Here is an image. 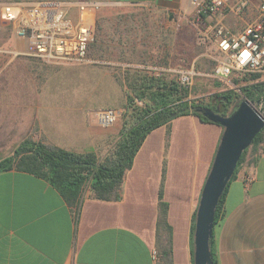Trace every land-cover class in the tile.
Returning a JSON list of instances; mask_svg holds the SVG:
<instances>
[{
  "label": "crops",
  "instance_id": "obj_1",
  "mask_svg": "<svg viewBox=\"0 0 264 264\" xmlns=\"http://www.w3.org/2000/svg\"><path fill=\"white\" fill-rule=\"evenodd\" d=\"M63 1L100 3L94 35L97 21L111 25L105 40L99 39L103 53L138 55L146 64L140 69L159 67L155 63L159 56L170 62L171 48L160 45V37L179 32L182 46H189L195 25L189 0H0V4ZM257 4L258 0H249L241 16L228 14L223 25L241 31L256 17ZM120 8L135 11L121 17L114 13ZM116 21L122 23L118 31ZM213 24L207 18L200 27ZM133 37L138 40L129 44L126 39ZM9 46L23 50L25 42L11 36L10 44L0 49ZM144 56L155 68L147 66ZM34 60L38 59L0 52L2 66L5 61L20 65ZM168 66L159 69L168 71ZM29 82V92L19 89L18 94L0 96V151L13 152L25 139L89 151L95 128L76 96L42 93L37 89L42 80ZM222 132L220 125L193 114L170 120L147 134L123 174L116 198L97 199L86 187L75 207L42 178L14 168L1 172L0 264H193V215ZM211 243L217 264H264V147L255 163L247 155L227 184Z\"/></svg>",
  "mask_w": 264,
  "mask_h": 264
},
{
  "label": "trees",
  "instance_id": "obj_2",
  "mask_svg": "<svg viewBox=\"0 0 264 264\" xmlns=\"http://www.w3.org/2000/svg\"><path fill=\"white\" fill-rule=\"evenodd\" d=\"M7 28L11 37V30L8 26ZM88 52L94 58H102L104 55L102 40L96 38L88 46ZM133 72L131 78L126 79L128 90L125 107L126 114L128 112L129 115L123 120L118 141L104 158L99 159L94 152H73L25 139L10 156L0 160V173L14 168L42 178L69 206L75 207L80 204L82 192L86 187L97 199L116 198L123 174L131 167L135 154L149 132L176 117L187 114L209 121L193 111L200 106L212 110L218 109L220 115L226 116L233 103L239 98V94L234 90H227L211 96L205 103H196L189 99V91L175 78L166 79L162 73L155 76L143 69H134ZM246 76L250 80L244 79V81L257 80V82L240 87L239 91L249 101H258L264 91V81L260 80L262 77L259 75L246 74ZM233 82L237 84L239 79H234ZM263 136L264 129L242 152L230 181L235 178L238 168L246 160L247 155L253 163L257 161L259 150L264 147ZM225 192L226 189L216 208L214 224L220 218ZM194 219L195 213L191 227L192 235ZM210 251L212 263L217 264L212 243Z\"/></svg>",
  "mask_w": 264,
  "mask_h": 264
},
{
  "label": "built area",
  "instance_id": "obj_3",
  "mask_svg": "<svg viewBox=\"0 0 264 264\" xmlns=\"http://www.w3.org/2000/svg\"><path fill=\"white\" fill-rule=\"evenodd\" d=\"M193 19L214 24L199 31L200 41L210 42L215 64L208 75L225 80L233 74L264 77V0H258L256 17L239 32H232L222 23L228 14L241 16L249 0H189ZM102 5L97 2H50L0 4V20L11 30V36L25 42L23 50L11 46L0 49L11 57H31L46 64H79L87 58L88 46L94 40V18ZM73 11H76L73 14ZM195 73L181 72L179 81L189 85ZM251 106L264 117V91ZM100 127H111L121 116L118 109L89 112Z\"/></svg>",
  "mask_w": 264,
  "mask_h": 264
},
{
  "label": "rangeland",
  "instance_id": "obj_4",
  "mask_svg": "<svg viewBox=\"0 0 264 264\" xmlns=\"http://www.w3.org/2000/svg\"><path fill=\"white\" fill-rule=\"evenodd\" d=\"M134 11L120 8L116 9L114 13L120 14L122 17L134 13ZM121 24V22L116 21V25L119 26L116 27L117 31L120 29ZM193 24L191 26L193 30L188 40L189 46H182L184 40L179 32L174 33L172 37H160V45L171 48L170 62L165 63V60H162L159 56L155 62L159 64V67L155 68L149 66L152 61L144 56L146 62L149 63L147 66L155 69L143 68V70L155 76L162 73L166 79L175 78L181 86L189 91V99L196 103H205L217 93L234 90L239 94V98L231 106V111L234 105L244 98L239 90L240 87L249 85L250 82L248 81L250 79L246 75L239 74H233L227 81L209 77L208 75L215 64L213 48L210 42L203 43L200 41V22L193 19ZM109 26L111 25L106 26L103 22L97 21L94 40L95 38L105 40L104 36L108 34ZM100 33L103 37H100L101 35L98 37ZM10 38L7 26L0 20V47L10 44ZM126 40L130 44L138 39L134 40L133 37ZM117 41L114 40V42ZM141 60L142 58L138 55H110L108 53L104 54L102 58H94L90 55V52H87L86 61L79 64H46L34 60L20 65H12V63L9 64L10 62L5 61L3 66L0 65V96L18 94L19 89L29 92L32 88L29 82L30 79L42 80V85L37 86L38 90L42 89V93H61L76 96L78 105L83 107L91 121L90 124L95 128V139L91 145L92 148L87 152H94L99 159H102L111 152L118 141L123 120L129 115L128 112L126 114L125 107L126 91L128 90L126 79L131 78L134 69H140L139 66H144L145 62L142 65ZM162 66L165 69V66H168V71L159 69ZM189 70H192L195 74L191 77L189 85H182L179 81L180 73ZM234 79H239V82L235 84ZM244 79L248 81H244ZM49 80L53 82L44 83ZM254 102L256 101L252 103ZM108 108L120 110L121 116L113 126L100 127L91 119L89 112ZM11 152L2 150L0 151V157Z\"/></svg>",
  "mask_w": 264,
  "mask_h": 264
},
{
  "label": "water",
  "instance_id": "obj_5",
  "mask_svg": "<svg viewBox=\"0 0 264 264\" xmlns=\"http://www.w3.org/2000/svg\"><path fill=\"white\" fill-rule=\"evenodd\" d=\"M251 104V101L243 98L226 116L220 115L218 109L212 110L202 106L193 109L223 128L195 211L192 235L193 264H213L210 244L216 208L235 172L242 152L264 129V117Z\"/></svg>",
  "mask_w": 264,
  "mask_h": 264
}]
</instances>
